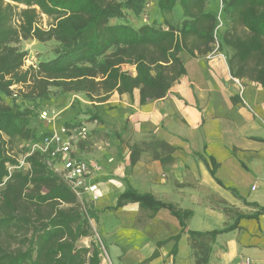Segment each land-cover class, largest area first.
Segmentation results:
<instances>
[{"label":"trees","instance_id":"16d2710c","mask_svg":"<svg viewBox=\"0 0 264 264\" xmlns=\"http://www.w3.org/2000/svg\"><path fill=\"white\" fill-rule=\"evenodd\" d=\"M208 1L0 0V264H102L96 243H81L91 236L90 223L97 220V211L79 199L54 170L59 163L56 159L35 152L25 157V170L9 173L18 161L8 154L2 136L31 145L51 133L32 128V110L13 102L3 104V98L11 95L10 87L30 83L27 91L17 96L37 107L47 103L56 91L83 95L89 105H95L91 108L94 112L82 115L84 120L76 112L61 126L71 130L86 127L87 123L103 124L98 105L113 94L126 95L130 102L137 94L139 105L164 98L186 76L182 55L204 57L217 39L233 50L228 62L233 76L264 88V0H215L216 11L208 7ZM151 4L161 22L153 19L138 27L128 22L126 16H141ZM173 14L177 15L176 22L166 17ZM40 15L54 20L47 30L37 25ZM237 28L242 30L240 34ZM30 38L41 43L53 41L54 47L50 57L37 62L34 69L22 70L27 54L15 44ZM72 101L71 106L78 103ZM116 138L120 146L124 144L120 134ZM81 145H76L77 149ZM145 145L129 146L131 166L147 148ZM150 145L166 154L174 150L161 141ZM204 161L214 177L217 163L211 157ZM129 203H137L141 210L152 214L167 209L176 217L181 230L170 238L174 241L170 253L176 254L180 235L186 233L195 264H209L215 238L236 229L240 219H256L264 214V207L244 200L252 208L251 213L224 210L233 219L231 224L196 232L185 228L190 211H180L130 186L108 210Z\"/></svg>","mask_w":264,"mask_h":264},{"label":"crops","instance_id":"0c3cea01","mask_svg":"<svg viewBox=\"0 0 264 264\" xmlns=\"http://www.w3.org/2000/svg\"><path fill=\"white\" fill-rule=\"evenodd\" d=\"M182 59L186 76L164 98L139 105L137 94L133 102L126 95L110 97L117 98L116 110L127 111L130 124L122 134L124 144L120 146L116 139L115 145L92 152L85 150L86 145L78 149V156L98 168L87 179V186L97 187L96 200L88 192L83 199H89L97 211L92 223L107 253L102 264H195L186 233L180 235L176 254L170 253L174 245L170 238L181 228L167 209L152 214L129 203L108 210L127 186L190 211L185 221L189 231H212L231 224L222 201L241 214L252 212L244 200L264 207V195L258 194L264 191V88L234 77L229 63L221 59L186 55ZM153 141L174 150L166 154L150 145ZM144 142L147 148L131 166L129 146ZM209 157L218 165L214 177L204 161ZM85 239L90 241L87 237L81 243ZM246 261L264 264V214L240 219L236 229L218 235L211 245L209 264Z\"/></svg>","mask_w":264,"mask_h":264},{"label":"rangeland","instance_id":"374dc122","mask_svg":"<svg viewBox=\"0 0 264 264\" xmlns=\"http://www.w3.org/2000/svg\"><path fill=\"white\" fill-rule=\"evenodd\" d=\"M207 5L211 10L216 11L218 9L217 3L215 0H209L207 2ZM21 8L23 7L18 6V9H21ZM126 17L129 20L128 22H130L134 27H138L141 24L151 22L153 19L154 20L156 19L157 21L160 20V22L162 21V19L159 17V14L155 11V9L151 7V5L147 8V11L144 12L141 16L134 17L132 15H128ZM166 17L169 19H172L174 22L177 21V15L173 14L171 17L167 15ZM53 23H54L53 18H48L44 15L43 16L40 15L37 25L41 29L47 30ZM15 24H17V22ZM241 32L242 30L240 28H237L236 33L240 34ZM15 45L21 51H24L27 54L24 59L23 66H22V70H27L28 68L34 69L37 65V62L50 57L53 47H54V42L49 41V42L41 43L35 39L30 38L26 40L20 39L18 43ZM232 56H233V50H231L229 47L225 46L222 43H218V47L217 49H215V52H214V47H213L211 52L208 55L204 56V58L206 60L221 59L228 63L229 60L232 59ZM123 69L133 71V68L128 67V66H124ZM29 84L30 83H27L26 85H13L12 87H10L11 95L3 98V104L5 105L7 104L10 105L13 103L20 104L21 107L23 108L26 107L32 110L34 117L31 119V126L35 131L39 133L58 131L59 128L62 127L61 122H63V120L69 118L71 115H73L76 112H78L77 115L80 117V119H83L82 115L87 114V112H92L93 110L91 108L95 106L93 104L89 105L83 95H74L70 93L59 94L58 91H56L55 96L51 97L47 103H43L39 107L35 105L29 106L28 101L26 100L22 101V99L19 96H17L19 95V92H26ZM72 100H76V102L78 103L71 106L73 102ZM116 101H117V98L112 97L111 99L109 98V100L106 103H103L102 105L97 106V108L100 111V115L102 116L104 120V123L103 124L99 122H94V123H89V124L87 123L85 127L87 129V137L84 141L78 142L77 146L81 144L86 145L87 149L85 150H90L92 152L98 149L99 146L115 145L117 134H120L122 137V134L124 133V131L128 129V125L130 124V122L126 118L127 111H125L124 109L123 110L120 109L119 111L115 109V107L119 105L118 102ZM44 111L47 112V115L49 117L55 116V119L51 122H49L47 119H42L41 116H42V112ZM107 130L110 131V133H106ZM2 138L7 143L6 148H7L8 154L14 157L17 161L22 160V158L25 156V153L23 154L22 151L25 148H27L28 150V148L30 147V144H27L17 139L10 140L5 136H2ZM78 154H79V150L76 147V149L72 153V156L77 159L89 162L93 167H95L93 172H95L98 169L97 165L93 161L85 160L82 157L78 156ZM22 169L25 170V168H22ZM54 170L58 174H60V176L62 175V171H61L62 167L59 163L55 164ZM90 185H94V184H90ZM253 187L254 186H252V188ZM252 188L251 190L253 191ZM85 193L86 192L84 191V193L81 196H78L79 199H83ZM258 194L263 196L264 191L260 190ZM91 200L94 201L96 199H93L91 196ZM85 202L87 204H91V201L89 199H87ZM221 205L223 206V211L224 210H227V211L235 210L231 208V205H227L225 201L224 202L222 201ZM90 224H91L90 240H93L95 242L93 238V233L96 232V230L94 228V224L92 222ZM88 242L89 240L87 241V239H85L82 241V244L83 243L88 244ZM103 261L104 260H102V262Z\"/></svg>","mask_w":264,"mask_h":264},{"label":"built area","instance_id":"2783aa9c","mask_svg":"<svg viewBox=\"0 0 264 264\" xmlns=\"http://www.w3.org/2000/svg\"><path fill=\"white\" fill-rule=\"evenodd\" d=\"M218 24L220 26L221 22L219 21ZM217 47L218 40L216 39L214 52ZM41 118L51 122L55 119V116L49 117L47 112L44 111L42 112ZM86 137L87 129L85 127L71 130L61 127L58 131H53L49 135L42 137L39 141L31 144L22 160L18 161V165L10 167L8 171L10 173L14 169L26 168V164L24 163L25 157L35 152L41 155H47L51 159H56L59 162L62 167V179L77 196H81L85 191L93 199H96L97 187L95 185L86 186L87 179L95 167L87 161L72 157V153L76 149L78 142L84 141ZM252 189L254 190V187ZM93 238L102 260L107 259L106 249L100 236L94 232ZM246 264H249V261H246Z\"/></svg>","mask_w":264,"mask_h":264}]
</instances>
